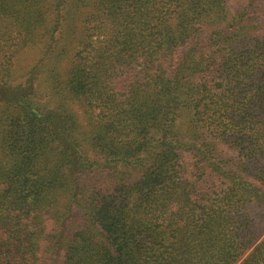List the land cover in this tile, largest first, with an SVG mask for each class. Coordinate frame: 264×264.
<instances>
[{
  "label": "trees",
  "instance_id": "obj_1",
  "mask_svg": "<svg viewBox=\"0 0 264 264\" xmlns=\"http://www.w3.org/2000/svg\"><path fill=\"white\" fill-rule=\"evenodd\" d=\"M1 42L0 264H264V0H0Z\"/></svg>",
  "mask_w": 264,
  "mask_h": 264
},
{
  "label": "rangeland",
  "instance_id": "obj_2",
  "mask_svg": "<svg viewBox=\"0 0 264 264\" xmlns=\"http://www.w3.org/2000/svg\"><path fill=\"white\" fill-rule=\"evenodd\" d=\"M2 46H3V43L1 42V43H0V47H2ZM26 55H27V54H25V55H23V56H20V57L18 58V60H19L21 63H25L26 60H24V59L26 58ZM78 118H79V121H80L82 127H84V126H85V125H84L85 122H84V119H83V113H81V111H78Z\"/></svg>",
  "mask_w": 264,
  "mask_h": 264
}]
</instances>
